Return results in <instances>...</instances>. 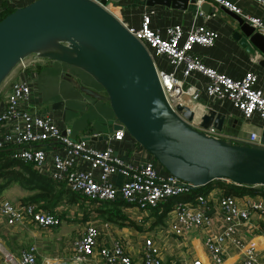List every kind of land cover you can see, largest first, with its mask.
Listing matches in <instances>:
<instances>
[{"label": "built area", "instance_id": "built-area-1", "mask_svg": "<svg viewBox=\"0 0 264 264\" xmlns=\"http://www.w3.org/2000/svg\"><path fill=\"white\" fill-rule=\"evenodd\" d=\"M26 1L0 0V12ZM96 1L146 46L161 89L171 106L174 102L181 103L186 97L190 101H198L203 94L208 99L228 101L244 119L257 114L264 120V88L256 85V72L246 68L240 76L233 78L205 63L193 49L194 44H212L217 36L216 29L193 20L196 14L187 24L171 20L159 25L158 21L164 17L163 10L169 9V6L146 4L143 0H123L129 3L121 0ZM209 1L237 13L264 36V0H246L249 5L258 6L259 12L244 7V0ZM199 2L195 0L197 5ZM31 63L33 61L26 57L20 59L14 67L17 71L7 75L0 84V148L11 147L12 158L31 164L35 171L62 181L66 189L87 198L119 199L138 209L153 208L161 199L187 193L192 188L189 182L164 169L141 146L132 147V152L138 154L137 159L123 160L114 149V142L127 134L123 127L112 129L104 142L96 145L86 138L74 137L71 127L59 122L55 115L33 110V81L25 72L26 66ZM191 124L197 126V121L191 120ZM200 129L220 137L212 126ZM246 141L256 142V133L249 132ZM116 175L121 176L118 184L114 181ZM236 201V195L230 193L221 194L217 199L216 206L223 214L225 225L217 233H206L204 236V244L214 263L221 261L222 243L225 240L232 237L234 243L239 245L238 239L233 238L235 229L239 222L247 221L250 210L264 216V198L261 196L248 200L244 207ZM206 208L203 193H197L192 200L176 202L171 209L169 229L180 235L190 227L208 224L210 220L204 213ZM0 218L8 227L29 221L43 228L58 225L61 219L60 210L55 207L48 210L37 207L33 202L11 201L4 197H0ZM261 233L264 234V224ZM99 234L98 225L92 221L85 222L79 234L66 244L69 252L67 261L45 260L38 263L33 244L20 250L16 261L8 253L2 254L5 264H88L95 258L103 264H133L117 239L102 242ZM64 239L67 241L66 237ZM140 261L141 264H161L159 247L150 237L143 239ZM242 262L264 264L251 245L244 250ZM190 264L206 263L193 258Z\"/></svg>", "mask_w": 264, "mask_h": 264}, {"label": "water", "instance_id": "water-1", "mask_svg": "<svg viewBox=\"0 0 264 264\" xmlns=\"http://www.w3.org/2000/svg\"><path fill=\"white\" fill-rule=\"evenodd\" d=\"M143 1L185 9L195 0ZM219 6L236 20L231 34L238 44L248 52L254 45L264 54L263 34ZM199 7L207 10L209 0H200ZM30 54L62 61L87 74L104 92L112 114L109 129L123 127L164 169L192 188L214 179L264 185V128L256 142L203 132L200 127L221 130L226 113L209 104L204 109L182 102L171 106L146 46L98 1L28 0L1 15L0 84ZM258 62L264 64V58ZM67 80L78 86L73 76Z\"/></svg>", "mask_w": 264, "mask_h": 264}, {"label": "crops", "instance_id": "crops-1", "mask_svg": "<svg viewBox=\"0 0 264 264\" xmlns=\"http://www.w3.org/2000/svg\"><path fill=\"white\" fill-rule=\"evenodd\" d=\"M124 3L129 2L125 1ZM243 5L252 12L260 11L258 6L249 5L246 0L243 1ZM170 8L163 10L164 17L158 21L159 25L171 20H180L187 24L192 21L191 16L196 14L194 21L204 22L217 30V36L212 44L193 45V49L201 55L202 60L208 65L233 76V78L240 76L246 68H252L257 74L256 85L264 88V64L258 62L259 59L264 58V54L254 45L253 51L248 52L238 44L231 34L234 22L228 24V20L223 18L219 12V5L209 1L208 9L202 10L194 1L185 9ZM211 12L213 14H210ZM25 57L33 61L25 68V72H28L30 79L33 81L32 109L37 112H49L55 115L59 122L71 127L74 137L89 135L91 138L87 139L90 142L96 145L102 144L106 135L112 131V129H109L110 124L108 123V119L112 118V114L103 97L104 92L100 87L77 67L69 66L62 61L33 56L32 54ZM16 71L17 69L14 68L10 75H13ZM196 75L201 80V76L198 73ZM67 76H73V80L78 82V86L74 87L67 80ZM189 81L191 80L189 79ZM186 99L188 98L186 97ZM56 101H60V104L53 107L52 103ZM207 104L226 113L223 127L217 132L222 138L246 141L249 132L254 131L258 138L259 131L264 128V120L257 114L244 119L239 115L237 109L232 107L226 100L208 99L201 94L198 101L190 102L192 107L199 106L201 109H204ZM90 133H96V135H90ZM139 146L128 134L121 140L114 142L115 152L125 161H129L132 157L138 158V154L133 153L132 150L139 148ZM120 179L121 176L116 175L114 177L115 183L118 184ZM221 194H223V189L217 185H211L205 193L207 208L204 212L210 220L209 223L190 227L180 235L169 229V220L172 217L171 210L160 218L158 217L159 212L152 208L138 209L136 206L126 203L120 205V211L124 218L117 219L118 222L103 220L95 216L94 212H90L91 216L86 218L84 223L92 221L99 226V240L102 242L117 239L133 264H141V248L145 237H150L158 245L161 264H190L193 258L201 259L206 264H243L244 250L248 245H251L257 256L264 261V234L261 233L264 216L253 210L248 212L247 221L239 222L236 226L233 238L238 239L239 245L234 243L232 237L228 238L222 243L221 261L214 263L212 260L210 252L204 244V236L206 233H217L225 225L223 214L216 206L217 199ZM258 196L263 198L258 192L243 193L236 195V202L239 206L244 207L248 200L255 199ZM72 204L62 202L54 207L60 210V217L62 218L63 216L66 217L69 212L64 206ZM65 224L69 228L70 221L67 220ZM51 228L38 227L29 221H23L15 226L8 227L0 218V248L2 249L0 264L6 263L3 252L8 253L16 261L19 251L29 244L35 246L36 261L40 260L38 263H43L45 260L55 262V256L42 251V240L40 238L46 234H51L53 232ZM61 233V236H65L66 239L69 237L68 231ZM63 243L66 245L67 241L64 239ZM45 244L48 249V241ZM68 256L64 254L62 258L65 259ZM88 264L103 263L100 259L95 258L89 261Z\"/></svg>", "mask_w": 264, "mask_h": 264}, {"label": "trees", "instance_id": "trees-1", "mask_svg": "<svg viewBox=\"0 0 264 264\" xmlns=\"http://www.w3.org/2000/svg\"><path fill=\"white\" fill-rule=\"evenodd\" d=\"M12 7H6L0 12V16L10 10ZM11 147L0 148V187L9 180H16L22 188L31 190L30 193L22 197L23 202L36 203L37 207L51 210L59 203H74L78 199L87 203L83 205L82 218L90 217V212H94L95 216L103 220L118 222L117 219L124 218L120 211V205L124 203L119 200H96L66 189L62 181H58L47 177L35 171L31 164L24 163L14 159L10 155ZM211 185H217L223 189V194L241 195L243 193H260L264 198L262 185H239L224 179H214L204 185L191 188L187 193L176 196H169L161 199L152 209L158 211V217L162 218L166 212L171 210L178 201L192 200L197 193L205 194ZM125 204V203H124Z\"/></svg>", "mask_w": 264, "mask_h": 264}, {"label": "rangeland", "instance_id": "rangeland-1", "mask_svg": "<svg viewBox=\"0 0 264 264\" xmlns=\"http://www.w3.org/2000/svg\"><path fill=\"white\" fill-rule=\"evenodd\" d=\"M121 1H123V0H121ZM110 7H114V6H110ZM219 12L221 13L223 18L228 20L227 21L228 24H231L232 21L234 22V25L236 24V20L229 13L225 12L221 8L219 9ZM14 67L12 68V70L14 69ZM11 71L7 75H9L11 73ZM6 78H7V76H6ZM5 79H4V81H5ZM0 182H1V180H0ZM30 192H31V190H28L26 188H22L16 180H9L2 187H0V197H4V198L9 199L11 201L22 200V197H24L26 194H28ZM83 205L85 207V205H87V203L82 202V204H81V200L78 199L77 202L73 203L72 205L64 206L65 209L67 208L69 211L68 215L66 217L63 216L61 219H64V220H61L58 225L52 226V228L50 227L51 229H53V232L51 234H46V235L40 237L42 240L41 241L42 251L45 253L49 252V255L55 256L56 261H67L69 259V257H67L65 259L62 258L64 256V254L66 256H68L69 252L67 251L66 248H64V246H66L63 243L65 236L62 237L61 232H67L68 231L69 237L67 238V242L69 241L70 238L72 240L73 238H75L79 234V232L82 229V226L84 225V221L86 220V219H83L81 216L82 212H83V209H82ZM67 220L70 221V224H68L69 228H67L66 224H65V222ZM65 227H66V229H65ZM46 241H48V243H49L48 249L46 248V244H45ZM41 244H40V246H41ZM37 262H40V260H37Z\"/></svg>", "mask_w": 264, "mask_h": 264}, {"label": "bare ground", "instance_id": "bare-ground-1", "mask_svg": "<svg viewBox=\"0 0 264 264\" xmlns=\"http://www.w3.org/2000/svg\"><path fill=\"white\" fill-rule=\"evenodd\" d=\"M190 102H191V101H189V100L186 99V98H183V100H182V103L187 104L188 106L192 107V106L190 105ZM194 108H195V107H194Z\"/></svg>", "mask_w": 264, "mask_h": 264}]
</instances>
